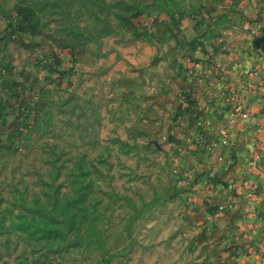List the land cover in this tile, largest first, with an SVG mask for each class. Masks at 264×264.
Returning <instances> with one entry per match:
<instances>
[{"label": "rangeland", "instance_id": "rangeland-1", "mask_svg": "<svg viewBox=\"0 0 264 264\" xmlns=\"http://www.w3.org/2000/svg\"><path fill=\"white\" fill-rule=\"evenodd\" d=\"M240 1L0 0L48 48L0 103V264H264L239 179L208 169L211 151L191 158L203 138L175 91L212 85L192 43L179 45V20L244 13Z\"/></svg>", "mask_w": 264, "mask_h": 264}, {"label": "crops", "instance_id": "crops-1", "mask_svg": "<svg viewBox=\"0 0 264 264\" xmlns=\"http://www.w3.org/2000/svg\"><path fill=\"white\" fill-rule=\"evenodd\" d=\"M240 2L244 13L236 10L204 21L201 17L179 20L175 32L179 45L192 43L185 49L194 61L193 70L202 77L208 76V84L212 85L205 88V80L199 84L194 78L180 80L175 91H185L188 100L181 102L174 98L172 103L179 106L181 102L184 119L188 120V115L197 119L191 135L194 140H203L198 142V148L189 150L193 153L191 158L200 159V155L208 156L207 152L211 151L208 169L226 175L227 182L239 179L236 200L241 202V220L258 244L261 242L260 247L264 243V44H257V40L264 35V12L257 0ZM245 19L255 24L254 35L241 28ZM11 22L0 15V103L3 105L10 104L8 90L25 75L22 71L29 62L25 63L27 56L48 50L37 43L30 45ZM143 46L144 53L137 64L146 67L157 44L151 41ZM240 78L249 81L252 87L240 89L237 85ZM229 92H233L230 104L225 102ZM186 101H190L188 106L184 104ZM235 106H239L238 111L234 110Z\"/></svg>", "mask_w": 264, "mask_h": 264}, {"label": "built area", "instance_id": "built-area-1", "mask_svg": "<svg viewBox=\"0 0 264 264\" xmlns=\"http://www.w3.org/2000/svg\"><path fill=\"white\" fill-rule=\"evenodd\" d=\"M258 4H260V9L262 12H264V0H258ZM248 22L245 23L244 25V29L246 31H248L250 34L254 35L256 32L254 30V27H250L248 26L247 24ZM218 67V66H217ZM220 70H222L220 67L218 68ZM211 85V83H209ZM238 87H240V89L242 90H245V89H250L252 87V84L249 82V81H245L244 79L240 78L238 80V83H237ZM236 85V86H237ZM263 86H264V82H263ZM233 100V92H229L226 97H225V102L230 104ZM235 111H238L239 110V106H235Z\"/></svg>", "mask_w": 264, "mask_h": 264}, {"label": "water", "instance_id": "water-1", "mask_svg": "<svg viewBox=\"0 0 264 264\" xmlns=\"http://www.w3.org/2000/svg\"><path fill=\"white\" fill-rule=\"evenodd\" d=\"M264 44V35L257 40V44Z\"/></svg>", "mask_w": 264, "mask_h": 264}]
</instances>
